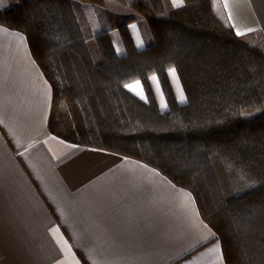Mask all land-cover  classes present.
Here are the masks:
<instances>
[{
	"label": "trees",
	"instance_id": "obj_1",
	"mask_svg": "<svg viewBox=\"0 0 264 264\" xmlns=\"http://www.w3.org/2000/svg\"><path fill=\"white\" fill-rule=\"evenodd\" d=\"M10 1L0 25L26 37L52 89L50 134L155 169L192 195L225 264H264V50L252 35H235L212 0ZM137 81L142 97L126 87Z\"/></svg>",
	"mask_w": 264,
	"mask_h": 264
},
{
	"label": "crops",
	"instance_id": "obj_2",
	"mask_svg": "<svg viewBox=\"0 0 264 264\" xmlns=\"http://www.w3.org/2000/svg\"><path fill=\"white\" fill-rule=\"evenodd\" d=\"M212 7L264 50V0ZM51 109L26 37L0 25V264H225L188 191L139 161L56 138Z\"/></svg>",
	"mask_w": 264,
	"mask_h": 264
},
{
	"label": "rangeland",
	"instance_id": "obj_3",
	"mask_svg": "<svg viewBox=\"0 0 264 264\" xmlns=\"http://www.w3.org/2000/svg\"><path fill=\"white\" fill-rule=\"evenodd\" d=\"M79 6H80V10H82L86 14L88 21H89V24H90L91 31L94 34L96 32L95 27H94V25H96V23L94 20L95 15H93V11H91L89 9L90 7L88 5H83V6L79 5ZM105 8L109 11H113V12L120 13V14H128L129 13V9L126 6H123V5H120V4H117L115 2H111V1H106ZM93 23H94V25H93ZM140 27H142L141 24L139 26L137 24H135L131 27L132 36H133L135 43L138 47L140 45H142V43H143V40H142L143 35H142V30L140 29ZM244 38H245L244 39L245 42L250 41L252 39L250 36H246ZM111 39H112V42H113V45H114L116 51L118 52V54H121L122 48H121V44L118 40L117 35L112 34ZM170 78H171V84H172V87H173V90L175 92V96H176L177 100L182 101L184 99L182 89H181L180 84L178 83L175 72L173 75V70H170ZM152 81H153V88L155 90V96H156V100L158 102V105H159V107L164 108L165 107V101L162 97L158 83H157L156 79L152 78Z\"/></svg>",
	"mask_w": 264,
	"mask_h": 264
},
{
	"label": "snow or ice",
	"instance_id": "obj_4",
	"mask_svg": "<svg viewBox=\"0 0 264 264\" xmlns=\"http://www.w3.org/2000/svg\"><path fill=\"white\" fill-rule=\"evenodd\" d=\"M174 2H175V0H174ZM173 75H174V70H173ZM153 79H155V77H153ZM126 87H129L130 89H132V88H139L140 87V83H139V81H137L135 83V85H126ZM216 249L217 250L219 249V245L216 246Z\"/></svg>",
	"mask_w": 264,
	"mask_h": 264
}]
</instances>
